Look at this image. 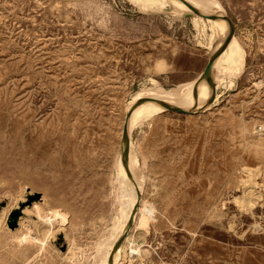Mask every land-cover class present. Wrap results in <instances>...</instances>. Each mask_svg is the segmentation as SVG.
<instances>
[{
	"label": "rangeland",
	"instance_id": "1",
	"mask_svg": "<svg viewBox=\"0 0 264 264\" xmlns=\"http://www.w3.org/2000/svg\"><path fill=\"white\" fill-rule=\"evenodd\" d=\"M132 1L0 0V264H103L138 196L118 264H264V0H213L234 54L212 105L190 93L210 22ZM155 86L197 109L131 114L126 213L124 121Z\"/></svg>",
	"mask_w": 264,
	"mask_h": 264
},
{
	"label": "bare ground",
	"instance_id": "2",
	"mask_svg": "<svg viewBox=\"0 0 264 264\" xmlns=\"http://www.w3.org/2000/svg\"><path fill=\"white\" fill-rule=\"evenodd\" d=\"M158 1L159 0H133L132 2L134 4L141 6V7H149ZM187 1L190 2L191 4H193L196 7V9L199 10V12H201V10H202L205 13L203 15H209V16L215 15V14L213 15L212 14L213 12H210V10H209V9H211V11H212L213 7L215 6V3L213 2V0H208L209 6H210L209 8L206 5L200 3L198 0H187ZM172 3H175V2L172 1ZM198 16H200V15H198ZM216 16H217V19L216 18L215 19H207L211 24L210 28H211L212 33H213V40H212V44H211V49H213L214 52L212 53L211 56H213L218 50H220V48L223 46V44L227 40V38L229 36V32H230V26H229L228 21L226 20V28H227V30H226V29H224V20H223L222 16L219 14V12L216 13ZM223 16H225V15H223ZM197 25H199V24L197 23ZM229 50H230V52H229ZM233 54H234V42H233V39H231L227 48L217 58L218 64L216 66L213 65L212 72H211L212 77H214L215 72L219 71V69H221L222 67H224L225 69L230 68L229 63L233 58ZM213 69H214V72H213ZM195 86L196 85H193L191 87L190 93L192 92V94H196V96H199V99L209 97L213 93V89L211 88V86H209L207 84L206 81L200 83L196 87ZM214 90L215 91L217 90L216 86H215ZM143 93L146 96H143V94H141L142 95L141 98H143V99L145 98V101L144 100H142V101L143 102H149V103H141V104H137V105L133 104L134 106L130 110L132 115H133V113H139V114H150L154 117L155 115L166 110L159 102H164V103H167L169 105H173V106L183 108L185 110H189V105L191 104V100H189L188 102L186 101L185 103L176 104V102L182 101L183 99L180 96H178L177 94L176 95L172 94V96L166 95L162 91V89L158 86H155L154 89L147 91V92H143ZM199 99H197L198 102H199ZM135 103H137V102H135ZM144 108H146L147 110H142ZM191 109H192L191 111H193V109H197V106L194 104V106ZM131 118H132V116H130V118L128 119V130H129V140H130L129 161L127 163V166H124L122 163V154H121V157H120L119 163H118V168H119V171L121 174L120 175V183L123 182L125 187L127 186V189L121 188L120 192H119L120 196L124 198V199H122V198L121 199L125 202L126 208L123 206L122 207L126 209V213L127 212L129 213L131 204L137 196L138 187H139L138 185L137 186L134 185V176H135V174H136V176H138V175H137V167L133 166V163H132L134 152H133V146L131 143V136H130L131 125H132ZM125 121H126V118H125ZM125 121H124V125H125ZM133 172H134V175L132 176ZM140 200H141V196H138L137 197V204L135 206V207H137V210H138V205H139ZM122 205H124V204L122 203ZM25 211L23 212L24 214H25ZM135 218H136V215L134 216L133 225L135 223ZM114 226H116V225H114ZM127 226H128V224H125V222H124V224L120 226L118 234L116 236H114L115 237L114 239L112 238V241L114 243L113 248H114L115 244L120 240V238L127 232V229H128ZM114 229H115V227H114ZM116 230L118 231V228ZM130 230H129V232H130ZM129 232H128L127 237L129 236ZM127 243H129V237L125 239L123 245L120 247V249L115 254L114 264H118V257H120V254L123 250V247ZM113 248L110 250L109 254L105 257L103 264H109V257L111 255ZM132 252H134V250H132ZM121 256H124V255H121ZM101 261H103V260H101Z\"/></svg>",
	"mask_w": 264,
	"mask_h": 264
},
{
	"label": "water",
	"instance_id": "3",
	"mask_svg": "<svg viewBox=\"0 0 264 264\" xmlns=\"http://www.w3.org/2000/svg\"><path fill=\"white\" fill-rule=\"evenodd\" d=\"M183 2L195 13L198 14L200 16H202L203 18L206 19H215L217 18L216 16H209V15H203L200 14L199 10H197L195 7H193L191 4H189L188 2L184 1ZM224 19H226L229 23L230 26V32H229V36L227 38V40L225 41V43L223 44V46L220 48V50H218L213 56H211L208 64L205 67V70L203 71V73L201 74L200 80H207V82L210 84V86L213 89V93L211 95L210 100L208 101L207 104L212 105L216 99V91L215 89V84L213 82V77L211 75L212 72V68H213V64L215 62V60L219 57V55L227 48L229 42L231 41L232 37L234 36V28H233V24L231 22V20L227 17L224 16L222 17ZM196 97V94H194ZM166 110H169L171 112H176L179 114H190L192 111L191 110H185L183 108L177 107V106H173V105H169L167 103L164 102H159ZM131 116V111L127 114L126 116V121H125V125L123 128V134H122V139L123 142L125 143L123 152H122V163L124 166H127V163L129 161V152H130V140H129V130H128V119ZM137 213V207H135V209L132 212L131 218L128 222V229L127 232L120 238V240L115 244L111 255L109 257V264H114V257L115 254L117 253V251L120 249V247L123 245L125 239L127 238L128 232L129 230L133 227V221H134V216ZM21 212H14L13 215L11 216V221L9 222V228L11 230H14L17 227V221L18 218L20 216Z\"/></svg>",
	"mask_w": 264,
	"mask_h": 264
}]
</instances>
